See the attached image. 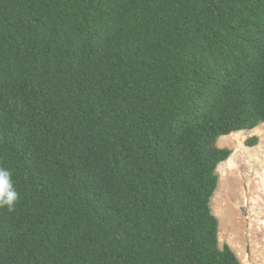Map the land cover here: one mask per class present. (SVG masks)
<instances>
[{
    "label": "trees",
    "instance_id": "16d2710c",
    "mask_svg": "<svg viewBox=\"0 0 264 264\" xmlns=\"http://www.w3.org/2000/svg\"><path fill=\"white\" fill-rule=\"evenodd\" d=\"M260 125L264 0H0V264H240L215 143Z\"/></svg>",
    "mask_w": 264,
    "mask_h": 264
},
{
    "label": "rangeland",
    "instance_id": "374dc122",
    "mask_svg": "<svg viewBox=\"0 0 264 264\" xmlns=\"http://www.w3.org/2000/svg\"><path fill=\"white\" fill-rule=\"evenodd\" d=\"M257 143L247 146L250 139ZM231 151L219 164L210 200L218 221V247L228 246L240 264H264V126L218 138Z\"/></svg>",
    "mask_w": 264,
    "mask_h": 264
},
{
    "label": "clouds",
    "instance_id": "9594fccd",
    "mask_svg": "<svg viewBox=\"0 0 264 264\" xmlns=\"http://www.w3.org/2000/svg\"><path fill=\"white\" fill-rule=\"evenodd\" d=\"M18 198L7 170L0 169V207L11 210Z\"/></svg>",
    "mask_w": 264,
    "mask_h": 264
}]
</instances>
